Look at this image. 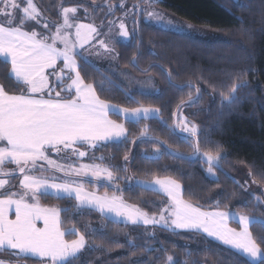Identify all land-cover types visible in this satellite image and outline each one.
Masks as SVG:
<instances>
[{
  "label": "snow or ice",
  "instance_id": "snow-or-ice-1",
  "mask_svg": "<svg viewBox=\"0 0 264 264\" xmlns=\"http://www.w3.org/2000/svg\"><path fill=\"white\" fill-rule=\"evenodd\" d=\"M158 0H144L151 8ZM106 15L114 10V6L108 4ZM58 16L62 22L50 24L43 21V27L50 30L55 27L52 34L45 35L36 31L26 30L30 22L41 23V12L34 0H0V62L10 64V70L5 76L6 80L14 81L19 94H10L4 85H0V256L7 254L14 259L0 258V264H19V261L39 262V264H74L80 259V253L86 248L85 235L73 225L63 229L61 212H69L74 209L72 215H82L85 210L98 211L100 215L110 223L144 228L140 234L146 240H156V232L149 231V227L159 228L173 235L181 232H200L205 234L206 243L216 241L233 250L238 264H264V237H257L252 232L253 225L264 228V218L247 215L240 212L220 210L221 201H215L214 211H202L198 205L183 198L182 185L172 177L160 178L153 175L151 180H135L131 176L118 177L116 172L128 171V162L139 158L144 161H158L162 156L195 160L207 163L206 173L213 180L217 179V172H223L220 161L223 159L221 151L213 154L212 148H208L201 154L202 139L206 136L201 127L187 120L182 115L186 107L196 105L204 95L199 86H194L191 81L182 84L173 83V73H166L170 87L178 91L188 88L187 99L182 100L173 115V125L169 127L167 122L160 119L159 107L144 106L135 98L131 90L124 93L128 103L138 104L137 107H121L103 101L97 95V87L94 83H85L81 75L84 67L91 68L95 72L105 70L90 60L84 54L85 45L95 40L98 45L96 55L111 54L114 51L112 42L126 43L134 37L123 19L118 24V35H112L114 21H108V32L101 33L100 28L93 23H80L77 20L78 6L65 7L63 3L58 6ZM96 2L93 0V8ZM120 7H125V0H120ZM137 13L140 5L133 6ZM85 13L88 9L85 8ZM147 18L161 22V13L152 10L146 12ZM171 28L183 31L182 27L168 21ZM103 25H101L102 27ZM74 29V31H73ZM103 35L104 38L97 39ZM51 41V42H49ZM136 56L129 62L136 67ZM58 61H62L63 67L58 68ZM79 61V62H78ZM159 65L150 64L144 69ZM48 70H52L51 73ZM161 71L163 69L161 68ZM55 76V81H50L49 75ZM151 79V78H149ZM67 81V83H65ZM112 85L111 79L102 76L99 83L101 91L105 85ZM195 87V91H191ZM215 91V85H212ZM246 81H235L231 84L227 93L220 92L221 106L231 105L238 100L237 93L241 88H246ZM59 88V91H55ZM55 91V96L52 93ZM140 95H159L160 90H138ZM47 93V98H45ZM214 99V97H213ZM109 114L123 118L124 122L109 119ZM156 120L162 128H167L171 135L177 136L181 141L187 142L191 151L187 154L173 151L171 145L161 141L158 137L150 135V125L145 123L140 129L139 135L131 140L133 147L126 148L123 156L125 165H101L81 164L79 168H73L71 163L64 165L49 157V152L59 155L71 150V155L85 157L87 151L79 150V146L87 145L89 150H95L104 146H112L119 149L129 143V131L125 127L128 124H138L141 120ZM177 129L179 132H177ZM153 143L156 145L151 152L144 150L136 152L139 144ZM211 144V141H208ZM217 149L220 145L216 146ZM70 159V157H66ZM93 160L103 161L105 158L92 157ZM114 159V157H110ZM44 161L47 168L39 164ZM8 165H14L9 169ZM167 168V166H165ZM41 173L54 169L64 172L66 176L91 177L95 181H106L107 186L114 187L115 191H122L115 182L124 179L129 182L130 190L139 187L144 191H150L157 195L167 197V202L161 201V205L155 201H147L153 206L159 207V213L149 214L135 204H129L122 197L107 193L98 196L86 192L83 180L65 179L57 182V178L44 175H34L37 170ZM20 173L19 181L22 192H7L6 186L10 184L15 173ZM234 184L244 189V192L252 196L254 206L264 205V194L253 195L245 185L234 177L223 173ZM249 175L254 173L250 170ZM264 178V177H262ZM252 183H258L253 179ZM221 195V193H217ZM41 196L75 200L74 205L60 208H45L39 204ZM241 205L247 207L246 198H242ZM14 209L15 219H11L9 212ZM235 221L239 230L228 227V221ZM37 221L43 222V227L37 226ZM91 228L92 226L86 225ZM93 229V232H96ZM67 236H75L68 240ZM128 240L130 248L137 247L136 239ZM210 238V239H208ZM144 252H164L163 264H179L173 255L167 254L162 244L157 247L151 243L143 245ZM186 255H191L187 250ZM159 260V257H156ZM134 264H140L139 261ZM192 264H196L193 261Z\"/></svg>",
  "mask_w": 264,
  "mask_h": 264
},
{
  "label": "trees",
  "instance_id": "trees-1",
  "mask_svg": "<svg viewBox=\"0 0 264 264\" xmlns=\"http://www.w3.org/2000/svg\"><path fill=\"white\" fill-rule=\"evenodd\" d=\"M118 0H108L113 5ZM128 4H141L142 0H126ZM41 15L53 25L61 22L58 16L61 2L65 7L78 6L79 13L86 21L102 25L109 20L106 15L107 6L104 0H34ZM155 9L175 20L189 24L198 29L205 30L214 37L202 40L196 37L178 34L161 29L148 20L139 19L133 23L134 37L129 44H117L118 67L123 72H128L139 78H152L159 90L157 95H140L134 93V98L144 106L159 107L160 119L173 125L172 113L176 106L186 100L189 89L178 91L168 84L166 73H173V83L182 84L191 81L194 86L203 89L204 95L194 106L182 110V115L190 122L197 123L206 140L202 139L201 154L208 148H212L213 154L217 150L223 154L220 166L223 172H217V179H210L206 173L207 164L199 159L187 160L162 156L158 161H142L139 158L128 162V171H118V177L131 176L135 180H151L153 175L160 178L172 177L183 188V198L198 205L203 211H214L215 201L220 200V210H228L254 215L264 218V205L254 206L252 196L244 194L239 185L225 177L237 175L244 171L249 179L257 180L255 183L264 190V0H158L154 4ZM88 9L86 14L84 9ZM33 28L45 33V29L36 23L30 22L26 30ZM136 56V67L129 62ZM79 62V61H78ZM159 65L147 72L144 69L148 65ZM63 65H58V69ZM161 68L163 71H161ZM10 70L9 64L0 62V85H4L10 94H19V88L14 81L5 79ZM81 75L85 83H94L97 87V95L103 101L121 107H137L138 104L128 103L125 100V90L112 82L105 85L101 91L99 83L103 72H95L91 68L84 67ZM108 77V76H107ZM246 81L247 87L241 88L238 100L231 105L221 106L220 92L227 93L231 84L235 81ZM67 83V81L65 82ZM212 85H215V91ZM56 88L55 91H59ZM55 91L52 93L55 96ZM195 91V87L191 89ZM214 97V99H213ZM47 98V93L45 94ZM110 119L124 122L121 117L110 115ZM145 123L150 125V135L158 137L171 145L173 151L189 153L191 151L187 142L181 141L177 136L171 135L167 128H162L156 120H141L138 124H128L125 127L129 131V143L122 145L118 150L112 146H104L91 152L92 157H101L89 162L103 165H120L125 162L123 156L126 148L133 147L131 140L139 135V131ZM179 132V130H178ZM211 141V144L208 143ZM217 145L220 147L217 149ZM85 146H79L84 148ZM156 147L153 143L139 144L136 152L147 150L149 152ZM114 157V159H110ZM167 166V168H165ZM254 175L250 176L249 171ZM19 178L14 176L10 184L6 186L7 192L15 187ZM78 180V179H77ZM82 180V179H79ZM89 187L99 185L100 194H113L117 191L106 184H97L91 181ZM122 191L119 194L129 204H135L149 214L159 213V207L153 206L147 201H155L161 205V201L167 202V197L157 195L150 191H144L139 187L129 188V182L118 179L115 182ZM3 193L6 194L4 191ZM221 193V195H217ZM242 198H246L247 207L241 205ZM40 204L45 208H60L74 205L75 200L41 196ZM74 209L69 212H61L62 228H71L73 225L85 235L87 245L80 253V259L74 264H163L165 253L144 252L143 245L151 243L167 249V254L174 256L179 264H238L233 250L215 241L206 243L205 236L197 232H181L173 235L169 232L155 229L156 240H147L140 236L144 228H133L123 223H110L97 211L85 210L82 215L73 216ZM91 225V228L85 227ZM96 229V232H93ZM149 230V229H148ZM252 232L257 237H264V228L253 225ZM150 231V230H149ZM140 236L135 240L137 247L130 248L128 240ZM75 236H67L66 239H75ZM264 246V245H262ZM191 253L186 255L185 251ZM156 257L160 259L157 260ZM0 258L14 259L2 254ZM25 264V261H19ZM27 264H39L28 261Z\"/></svg>",
  "mask_w": 264,
  "mask_h": 264
},
{
  "label": "rangeland",
  "instance_id": "rangeland-1",
  "mask_svg": "<svg viewBox=\"0 0 264 264\" xmlns=\"http://www.w3.org/2000/svg\"><path fill=\"white\" fill-rule=\"evenodd\" d=\"M139 5H140V10L137 13V11L133 7L134 5L128 4L126 0H125V7H123V8L120 7V0H118L116 3L113 4L114 10L112 13L109 14L110 15L109 20L114 21L112 35H118V32H119L118 24H119L121 19L124 20L126 28L130 32H134L133 31V23L134 22L138 23L139 19L143 18L145 20H148L153 25H155L161 29L170 31V32L183 34V35H187V36H192V37H196V38H199L202 40H208V39H212V37H214V35H212L211 33L207 32L205 30H198V29L190 26L189 24H186L184 22L175 20L173 18H170V17L164 15L159 10L155 9L154 5L151 8H149V6L144 3V0H142L141 4H139ZM152 10H155V11L162 14L163 20L161 22L158 23L155 20H150L149 18H147L146 12L152 11ZM81 14H82V12L79 13V10H78V13H77L78 22L85 23V24L90 23V22L86 21V18H84ZM86 15L87 14H84V16H86ZM45 20L48 21L46 18H44L41 15V23L40 24H37L36 22L35 23L37 26L40 27L41 25L43 26V21H45ZM109 20H107L106 23L102 24L103 25L102 27H101V25L97 26L100 28L101 33L108 32V21ZM168 21H172L174 24L180 25L182 27L183 31H177L176 29L171 28L168 24ZM50 24H52V23H50ZM54 31H55V27H52L50 30L45 29V33H47V35H49V36ZM73 31H74V29H73ZM100 38H104L103 35L101 37H98L97 39H100ZM132 39L130 40V42L132 41ZM49 42H51V41H49ZM130 42H126L123 44H129ZM117 44H122V43H117L115 41L112 42V46L114 48V51L111 54L98 56V55H96V52L98 50V45H96L95 47L93 46V45H95V40H94L90 44L85 45L84 54L88 55L90 60L94 61L95 64L99 65L101 67V69L105 70L104 72L106 73L108 78L111 79V81L114 82L115 84H117L118 86L122 87L125 91L131 90L133 93H139L138 90H140V89H145V90L159 89L156 82L152 78L151 79L139 78V77L131 75L128 72H123L119 69V67H118V52L115 48V46ZM57 71H59V70H57ZM52 77L55 81V76L52 75ZM0 146H2V143H0ZM79 150L87 151L88 155H86L85 157H77V156L71 155V150H68L66 153L62 152L59 155H57L55 152H49V157L51 159L57 161V163H59V164L67 165V164L71 163L73 168H79V166L81 164H95V163L89 162V159H91V157H92L91 152H93L94 150H89L87 148V146H85L84 148H80ZM66 157H70V159H68ZM204 163H206V162H204ZM39 164H41L45 168H47L46 162L40 161ZM7 167L9 169H11V168H14L15 166L14 165H8ZM33 174L37 175V176L44 175V176H47L49 178H51L52 176H55L57 178V182H62L65 179L76 180V181H80L79 179H82V180H85L88 182L91 181V182H94L97 184H106L107 185L106 181H103V180L95 181L90 176L89 177H76L74 175L73 176H66L64 172H57L54 169H49L48 171L43 172V173H41V171L38 169ZM15 176H17L19 178V180H18V183L15 185V187H11L10 192H22L23 190L20 186L19 181L23 177L18 172L15 173ZM232 177H234L235 180L239 181L240 185H245L253 195L264 194V190L262 188H260L258 185H256L255 183H252V181L249 179V177L247 176V174L244 171L240 170V172L237 175H234ZM210 179H212V178H210ZM83 183H84V189L86 192L94 193L98 196H103L106 194V193L100 194L99 192H97L99 185H94V187L91 188L88 185L89 183H87V182H83ZM111 188L114 189V187H111ZM240 189L244 194L248 195L247 193L244 192V189L242 187H240ZM4 191L5 190H3V189L0 190V192H2V193ZM107 195H109V196L116 195V196L121 197L119 192H115L113 194H107ZM38 202L40 204V200ZM41 223H42V227H43V222L41 221ZM228 227L236 228L237 230H239V225L235 221H231V220L228 221ZM155 229H159V228H155ZM155 229L149 227L150 231H155ZM190 232H195V231H190ZM197 233H200V232H197ZM200 234L205 236V234H203V233H200ZM208 239H210V238H208Z\"/></svg>",
  "mask_w": 264,
  "mask_h": 264
},
{
  "label": "crops",
  "instance_id": "crops-1",
  "mask_svg": "<svg viewBox=\"0 0 264 264\" xmlns=\"http://www.w3.org/2000/svg\"><path fill=\"white\" fill-rule=\"evenodd\" d=\"M33 22L35 23V21H33ZM33 22H32V23H33ZM60 64L63 65V64H62V61H58V65H60ZM9 65H10V64H9ZM57 70H59V69L57 68ZM51 71H52V70H48L49 73H51ZM49 79H50V81H54V79H53V77H52L51 74L49 75ZM45 94H46V93H45ZM110 115H112V114H109V116H110ZM109 119H110V118H109ZM122 119H123V118H122ZM84 146H87V145H84ZM0 190H2V189H0ZM40 206H41V204H40ZM41 207H42V206H41ZM9 216H10L11 219H15L14 209H13L12 211L9 212ZM37 226H38V227H42V223H41V221H37Z\"/></svg>",
  "mask_w": 264,
  "mask_h": 264
},
{
  "label": "water",
  "instance_id": "water-1",
  "mask_svg": "<svg viewBox=\"0 0 264 264\" xmlns=\"http://www.w3.org/2000/svg\"><path fill=\"white\" fill-rule=\"evenodd\" d=\"M177 132H178V129H177Z\"/></svg>",
  "mask_w": 264,
  "mask_h": 264
}]
</instances>
